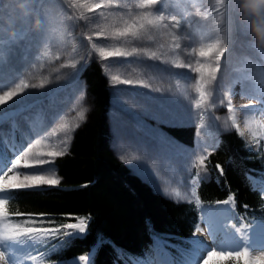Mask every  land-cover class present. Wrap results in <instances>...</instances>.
I'll return each instance as SVG.
<instances>
[{
    "label": "rangeland",
    "instance_id": "rangeland-1",
    "mask_svg": "<svg viewBox=\"0 0 264 264\" xmlns=\"http://www.w3.org/2000/svg\"><path fill=\"white\" fill-rule=\"evenodd\" d=\"M76 2L80 5H90L101 0ZM140 2L141 0H119L121 5H129L131 8L112 7L90 12L87 7H69L68 0L10 1L7 8L1 11L3 19L0 25V96L15 88L21 81L28 87L18 91L16 96L0 105V116H11L13 112L26 106V118L18 121L21 127L17 131L26 134V139L25 141L19 139L20 133L14 134L10 139L8 126H2L0 156L7 158L13 151L11 145L16 140L20 146L31 142L33 153L27 158L30 163L34 162V154L63 150L62 140L66 139L69 142L68 149L74 130L83 120L81 113L85 117L87 111L85 84L83 79L78 77V72L82 63L87 64L93 56L103 63L112 85V109L109 113L112 147L134 173L151 184L160 194L176 201H188L196 197L191 194L190 178L196 171H200L204 178L208 176L206 159L216 142L218 132L222 130L238 128L255 150L261 147L264 149V53L253 54L249 51L244 58L238 56L245 48L251 46L246 26L243 29L241 26L237 27L246 33L245 38L231 40L228 25L231 15L225 12L224 22L218 24L220 17L215 11L216 0H158V5L154 6L157 12L175 15L178 20L183 19L186 26L190 25L191 18L196 13L199 15L201 12L209 13L207 19L200 15L204 20L202 26L205 25L200 34L207 35L203 42L194 41L192 37H189L192 40L182 39V48L176 52L170 50V45L173 43L171 36L177 30L172 28L171 23L165 21L168 28L161 30L157 35V40L165 44L163 51L166 55L161 60L136 56H109L101 59L99 53L91 48L86 39L87 35H93L94 42L109 46V50L117 46V41L98 39L94 33L101 29L111 31L117 26L123 27V20L131 22L128 15H123L121 19V14L134 9L132 15L135 16L143 11L135 8ZM171 5L180 11L181 16H177L174 11L166 12ZM221 11H224V8H221ZM2 12L10 15L4 17L5 14ZM100 12H103L107 19H93L89 23L84 19L74 22L66 18L68 15L79 16L81 13L85 17L95 18ZM218 38L222 40V46L226 47L227 51L221 60V71L217 74L215 94L217 107L212 109L210 114H205L203 121L205 127L201 130V136L196 135L193 144L187 145L172 137L167 127L175 124H192L196 126L197 132L200 121L196 115L195 100L198 93L193 87L195 84L193 77L198 78L199 74L187 68H176L175 64L183 61L195 67L197 60L201 63L214 60V56L200 57L198 52L200 47L215 42ZM132 46H148L159 51L156 45L151 43L143 45L141 42L126 45L120 50L131 51ZM86 47L85 52H88V56L83 62L81 57L84 56ZM232 48L237 50L233 52L232 56H235L225 60L226 54ZM253 55L259 59H252ZM165 60L168 63H164ZM73 63L77 65L76 68L71 67ZM113 77L118 79L113 80ZM125 80L132 83H121ZM225 94L232 100L234 108L232 112L227 111L226 102L224 105L219 104V100L223 99ZM245 105L249 106L244 107ZM212 115L220 119H211ZM233 118L236 126H233ZM36 140H40L41 143L36 144ZM204 149H207V152ZM196 155L206 156L200 168L195 167ZM2 164L3 161H0V165ZM44 167H54L56 177L59 179L55 165ZM19 170L27 171L22 167ZM14 174L9 173L5 179ZM260 188L264 195V183ZM175 191L181 193L180 197L173 194ZM5 195L6 192L0 193V199H4ZM219 207L221 210L218 213L202 212L199 225L201 232H196L192 240L194 250L191 253V264H203L207 252L213 247L218 251H236L260 243L254 230L264 223L233 227L230 224L228 205L221 204ZM78 223L80 221L76 224ZM0 224V232L10 235L12 228L7 215L5 219L0 220ZM237 228H241V231L237 232ZM83 234L76 232V236ZM199 234L205 238L204 245L201 244ZM18 246L27 264H40L37 258L35 260L29 258L33 255L28 248L23 244ZM249 253V259L254 264L256 262L264 264L260 253H254L251 249ZM163 261L179 264L166 255L159 246L153 259L145 264H163Z\"/></svg>",
    "mask_w": 264,
    "mask_h": 264
},
{
    "label": "trees",
    "instance_id": "trees-1",
    "mask_svg": "<svg viewBox=\"0 0 264 264\" xmlns=\"http://www.w3.org/2000/svg\"><path fill=\"white\" fill-rule=\"evenodd\" d=\"M10 1L0 0V25L1 11ZM173 11L181 16L172 5L166 9L167 13ZM203 23V18L196 13L188 26L181 19L178 31L187 39L192 37L194 41L203 42L207 36L200 34L205 28ZM228 25L231 40L245 38L246 33L237 28L240 24L232 16ZM250 47L238 56L248 55L249 51L258 52ZM86 49L83 55L87 57ZM235 50L232 48L225 60L231 58ZM253 56L252 59H259ZM82 64L78 77L85 84L87 111L74 130L67 153L55 159L60 184L43 186L39 191L6 192L4 197L9 201L4 211L12 231L28 227L59 229L58 235L44 244H23L40 264H145L153 259L158 246L180 264H191L192 240L202 212L218 213L223 203L217 204V201L229 197L233 198L227 204L231 225L264 223V196L260 188L264 183L262 147L255 150L238 128L222 130L206 159L209 174L197 186L200 205L197 206L196 197L176 201L164 196L115 153L109 120L112 109L110 78L103 63L94 56L87 64ZM12 115L0 123V133L2 126L7 125L10 139L20 133L17 132L21 127L18 121L26 118V106ZM167 129L172 137L187 145H192L196 138V126L192 124H175ZM19 136L25 141L26 134ZM16 142L13 144L20 147ZM216 165L223 169L222 175ZM82 219L87 224L83 235L76 236L73 229L64 227ZM66 232L74 233L66 236ZM80 256L87 260L80 261ZM208 264L236 262L214 257Z\"/></svg>",
    "mask_w": 264,
    "mask_h": 264
},
{
    "label": "snow or ice",
    "instance_id": "snow-or-ice-1",
    "mask_svg": "<svg viewBox=\"0 0 264 264\" xmlns=\"http://www.w3.org/2000/svg\"><path fill=\"white\" fill-rule=\"evenodd\" d=\"M217 8L215 11L219 14L220 19L218 20V24L223 23V17L225 12L230 14L236 21L239 22L241 28L243 29L246 26L247 35L250 37L249 43L252 48L254 47L253 38L251 37L247 25L241 20V13L239 8V0H235V3H232V0H216ZM69 7L72 8H82L87 7L90 12H96V10L104 9V8H131L129 5H121L119 0H101V2H97L90 5H80L76 2V0H68ZM158 5V0H141V2L135 5L136 9H141L143 11L137 13L135 16L132 15L134 9L130 10L127 13L121 14V19L123 15H128L131 22L128 20H123V27H115L111 31H106L101 29L98 32H95L94 35L99 39L103 38L104 40L117 41L118 45L113 46L111 50H109V46L94 42L93 35H87L86 39L90 43L91 48L99 53V57L101 59H105L109 56L114 57H148L152 60H161L162 57L166 55L163 51L165 48L164 43H160L157 40V35L163 29L168 28V24L164 23L168 21L171 23L173 29H176L177 32L173 33L171 39L173 41L172 45H170V50L172 52H176L182 48L181 40L187 39V37H183L179 34V29L181 27V21L177 19L175 15H166L164 12H157L154 9V6ZM221 8H224V11H221ZM200 15L207 19L209 16L208 12H201ZM68 20L77 21L80 19H84L91 23L93 19L103 18L107 19V16L104 15L103 12L98 13V17H85L83 13L79 16L76 15H68L66 16ZM96 27H99V23L96 24ZM135 42H141V44H154L158 48L159 51L152 50L151 47L148 46H132L131 51H121V47L126 45H134ZM257 50V49H256ZM194 51V49H193ZM227 49L222 46V40L216 39L215 42L207 43L206 46H202L199 49L198 55L200 57H213L214 60H209L207 62L201 63L199 60L196 61V66L193 67L191 63H184L183 61L175 64L176 68L179 69H189L191 72L198 73V78L193 77L195 80V84L193 85L194 90L198 93V98L195 100V108L197 109L196 115L199 118L200 123L197 127L196 135L201 136V130L205 127L203 121L205 118V114H210L212 109L217 107V101L215 99L216 94V82L218 79V73L221 71V60L225 57ZM258 51V50H257ZM260 52V51H258ZM264 53V52H262ZM91 55V53H89ZM87 57H81V60H86ZM164 63H168V61H163ZM72 68H76L77 65L73 63L71 65ZM113 80L118 79L117 77H113ZM121 83L130 84L132 81H121ZM147 87V85H144ZM28 85L21 81L16 85L15 88L10 91L4 92L3 96H0V105L5 104L6 100H10L12 97L18 94V91H23V89L27 88ZM35 87V85H33ZM227 103V111L232 112L234 108L232 106L231 98L225 94L224 98L219 100L220 105H224ZM249 105H245L244 107H248ZM14 116V115H12ZM12 116H0V122L11 118ZM81 118L84 119V114L81 113ZM211 119L219 120L218 116H211ZM233 126L235 124V118H233ZM79 127V125H77ZM241 136L244 135L243 132L240 133ZM36 144L41 143L40 140L35 141ZM61 143L64 145L63 150H52L46 153L34 154V162L30 163L28 161V157L33 153V147L31 146V142L26 145L17 147L15 144L12 145L13 151L9 154L7 158L4 156H0V161H3V164L0 165V193H14L23 190H33L39 191V189L43 186H55L60 184V179L56 177L54 167L48 168L44 167L45 165H53L55 164L56 157L63 156L67 153L68 141L62 140ZM207 152V149H204ZM50 158V159H49ZM206 156L204 155H196V164L195 167L200 168L205 162ZM23 161V163H22ZM26 169L27 171H20V168ZM217 168H220L219 165H216ZM9 173H15L9 179H5L8 177ZM221 175L223 174V169L220 168ZM204 177L201 176L200 171H196L194 176L191 177V194L196 196V204L200 205V198L196 195L197 186L200 184L201 180ZM176 197H180L181 193L179 191H175L173 193ZM232 197L225 199L223 201H217V204L223 203L225 205L229 204L232 201ZM9 201L7 199H0V220L6 218V212L4 211L5 205H7ZM51 223V221H49ZM65 228L73 229L74 232L85 233L87 225L82 219L78 224H66ZM235 227V225H233ZM247 227V226H245ZM237 232L241 231V228L236 229ZM74 232H66V236L72 235ZM196 232H201L199 227L196 228ZM59 233V229L55 228H34L28 227L24 228L22 231L18 228L11 232L10 235H2L0 234V244L11 241L16 244H25L30 243L33 245L44 244L50 239L55 238ZM195 234V233H194ZM249 249L247 247L243 248V250L236 251H218L216 248H211L207 252L206 258L203 259V264H208L213 257L217 258H230L235 261L236 264H240L242 261L243 264H254L252 260L249 259ZM32 260H35V256L29 257ZM80 261H86L87 257L80 256ZM0 262L3 264H9V258L6 257L5 252L0 251ZM259 264V262H256Z\"/></svg>",
    "mask_w": 264,
    "mask_h": 264
},
{
    "label": "clouds",
    "instance_id": "clouds-1",
    "mask_svg": "<svg viewBox=\"0 0 264 264\" xmlns=\"http://www.w3.org/2000/svg\"><path fill=\"white\" fill-rule=\"evenodd\" d=\"M241 20L247 25L254 47L264 52V0H239Z\"/></svg>",
    "mask_w": 264,
    "mask_h": 264
},
{
    "label": "bare ground",
    "instance_id": "bare-ground-1",
    "mask_svg": "<svg viewBox=\"0 0 264 264\" xmlns=\"http://www.w3.org/2000/svg\"><path fill=\"white\" fill-rule=\"evenodd\" d=\"M0 227H1V224H0ZM0 234L2 233L0 232ZM254 234H256L257 238L260 239L259 240L260 243L257 244L256 246H249L248 249H251V251L254 253H260V256L264 263V251H261V249H264V225H260L257 228H255ZM199 236H200L199 239L202 241L201 244L204 245L203 240L205 238L201 236L200 234ZM0 251L5 252L6 257L9 258V264H27L23 254L20 251V247L16 243H13L11 241L2 243L0 244ZM0 264H3V262H0Z\"/></svg>",
    "mask_w": 264,
    "mask_h": 264
}]
</instances>
